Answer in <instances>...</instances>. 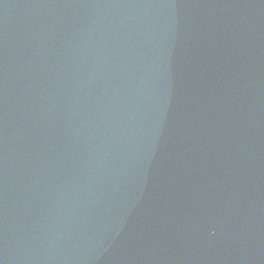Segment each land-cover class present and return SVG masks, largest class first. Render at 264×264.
Returning <instances> with one entry per match:
<instances>
[{
  "label": "water",
  "instance_id": "obj_1",
  "mask_svg": "<svg viewBox=\"0 0 264 264\" xmlns=\"http://www.w3.org/2000/svg\"><path fill=\"white\" fill-rule=\"evenodd\" d=\"M0 264H264V0H0Z\"/></svg>",
  "mask_w": 264,
  "mask_h": 264
}]
</instances>
